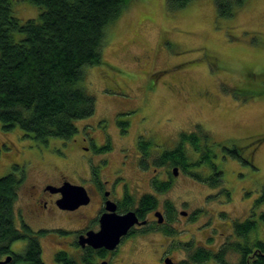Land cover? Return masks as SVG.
Masks as SVG:
<instances>
[{
    "label": "rangeland",
    "instance_id": "1",
    "mask_svg": "<svg viewBox=\"0 0 264 264\" xmlns=\"http://www.w3.org/2000/svg\"><path fill=\"white\" fill-rule=\"evenodd\" d=\"M167 1L130 0L106 27L101 64L87 67L80 84L95 97L96 109L89 119L75 123L77 134L68 146L59 138H49L46 144L24 138L18 128L3 133L0 124V178L16 166L14 173L25 175L13 204L16 226L23 221L34 231L39 228L27 215L26 204L28 187L41 172L53 168L70 176L74 166L80 168L98 156L108 159L111 167L126 162L123 175L133 208L146 193L158 199L159 211L164 210V223L149 218L158 233L143 236L146 229H136L135 236L120 244L117 264H159L162 252L175 261L189 260L201 248L216 253L225 244L242 242L232 224L250 218L256 228L249 240L264 241V202L254 205L264 187V0H244L242 5L231 0L234 16L223 18L217 15L215 0H192L173 11ZM12 3L21 21L41 13L25 0ZM83 123L85 129L80 128ZM120 123L125 124L124 133ZM198 126L209 133L205 145L222 172L219 184L213 180L217 170L205 163L198 170L192 167L201 154L189 143L184 148L186 170L178 167L176 177L170 175L169 164L144 171L137 167L140 139L151 144L152 164L175 149L181 133L198 134ZM79 136L93 139L88 149ZM104 146L110 150L98 154ZM234 147L243 158L250 157L251 165L223 152ZM155 179L171 185L157 192L151 185ZM64 221L62 216L53 219L48 236L36 234L44 264H58L55 255L66 250ZM26 244L19 240L11 250L20 255ZM239 257L233 252L224 259L234 264Z\"/></svg>",
    "mask_w": 264,
    "mask_h": 264
},
{
    "label": "trees",
    "instance_id": "2",
    "mask_svg": "<svg viewBox=\"0 0 264 264\" xmlns=\"http://www.w3.org/2000/svg\"><path fill=\"white\" fill-rule=\"evenodd\" d=\"M41 12L37 19L19 20L13 13L12 0H0V124L3 133L18 128L23 137L47 143L49 138L70 140L77 134L75 123L91 117L96 109L95 97L80 85L87 67L97 66L102 61V47L105 43V29L116 21L130 0H25ZM192 0H168V9L179 10ZM244 0H235L242 5ZM220 18L234 16L231 0H215ZM263 92V91H262ZM246 94H244L245 96ZM120 123L121 132L126 130ZM181 133L177 146L165 151L155 160L153 167L165 164L186 170V143L192 144L201 154L191 165L198 170L204 163L215 171V185L221 182L220 167L213 164L208 154L209 133ZM151 144L140 139L138 146L143 157L141 168L147 167ZM101 150H109L108 146ZM232 157L241 159L239 149H225ZM1 154V152H0ZM172 168V169H173ZM0 178V261L11 256L7 264H44L42 247L38 236L23 222L15 224L14 203L17 188L23 182V173L18 168ZM191 176L205 180L199 172L190 171ZM172 175V172L170 173ZM173 177V175H172ZM157 192H164L170 181L155 179L151 183ZM256 199L255 206L264 202V187ZM127 199V198H126ZM134 200L121 207L131 208L143 219L147 213L156 210L158 199L153 194L142 195L134 207ZM264 220V214L260 215ZM256 226V220L246 219L232 224L235 235L242 242L223 245L218 252L205 248L197 249L189 260L180 264H202L215 260L216 264H231L224 259L229 253L239 254L240 261L234 264H264V241L249 240ZM40 231L38 235H43ZM26 240L23 253L15 254L11 245ZM56 262L73 263L64 252H58Z\"/></svg>",
    "mask_w": 264,
    "mask_h": 264
},
{
    "label": "flooded vegetation",
    "instance_id": "3",
    "mask_svg": "<svg viewBox=\"0 0 264 264\" xmlns=\"http://www.w3.org/2000/svg\"><path fill=\"white\" fill-rule=\"evenodd\" d=\"M84 124L85 123L81 124L80 128L85 129L86 127ZM79 138L81 139V141H83L84 144H86L87 147H84L87 149L89 148L88 146L92 144V138H87L84 136H79ZM68 141H64V146L69 145ZM108 148L110 150L109 146ZM102 151L103 150L100 149L97 152L99 154ZM223 152H225V149H223ZM138 153L140 154V156L137 160V167L142 171L149 169L153 162L151 164V162L147 158L148 168H141L140 163H142L144 159L141 156V152L139 150ZM239 161L241 163L251 165L250 157L248 159L246 157H242ZM124 164H126V162L123 161L119 166L111 167L109 165L108 159H100L98 158V156H96L94 160L88 162V164H85L80 168L74 166L71 169L73 174L70 176L62 172H57L53 168H50L48 171L41 172L40 178H38L34 184L28 187L27 192V215H29L32 221H34V223L39 226V228L35 231L31 229L34 235L42 231L45 232L42 233L44 234L43 236H48V232L50 231L47 229L48 225H51L53 219L62 216L63 218H65L64 223L66 224V226H64V232L68 235L67 238L69 239L68 241H66V250H63V252L67 254L68 258L73 263L117 264L119 260H116L115 256L118 247H120V244L122 242H125L128 238H132L133 236H135L134 231L136 229L145 228L147 232L145 231L146 234L144 233L145 235L143 236H147L152 233H158V228L151 226L149 219L151 215L154 217V213L157 212V209L147 213L145 216L146 218L144 217L143 219H139V221H145L146 223L144 225H136V228L134 227L135 229L132 228L129 231L128 235L121 239L120 244L113 251H109L106 248H93L86 242L84 243V246L79 244V238L81 236L86 237L87 232H97L100 230V219L102 218L104 213H106V206L108 201L116 203V211L118 214H125L128 211H132L130 209H127L125 211L121 209V207H124V205L128 201V198L131 197V189L129 188L126 177L123 175L125 171ZM24 180L25 175L23 174V182ZM65 183H71L79 187H84L89 196V203L83 204L76 209H60L58 207L57 201L61 198V192L59 193L57 192V190L60 189V187ZM161 210L160 212L163 216L164 210ZM164 222L165 220L163 221V223ZM25 225L28 226L27 224ZM28 227L30 228V226ZM165 259H171L172 262L177 264H180V261H182H175L170 254L167 255L165 252H162L158 258V263L165 264Z\"/></svg>",
    "mask_w": 264,
    "mask_h": 264
},
{
    "label": "water",
    "instance_id": "4",
    "mask_svg": "<svg viewBox=\"0 0 264 264\" xmlns=\"http://www.w3.org/2000/svg\"><path fill=\"white\" fill-rule=\"evenodd\" d=\"M178 174V166L172 169L173 177ZM57 192H61V198L57 201L58 207L64 210L76 209L83 204H88L89 196L84 187H79L71 183H65ZM182 216H186L187 213L180 212ZM154 217L158 220V223H163V216L160 211L154 213ZM101 228L97 232L89 231L87 236H81L79 238V244L84 246L86 242L93 248H106L109 251H113L120 244L123 237L128 235L129 231L136 225H144L145 221H139L137 213L135 211H128L125 214H118L116 211V203L112 201L107 202L106 213L100 219ZM11 256L0 261V264L10 263ZM165 264H177L171 261V259H165Z\"/></svg>",
    "mask_w": 264,
    "mask_h": 264
}]
</instances>
